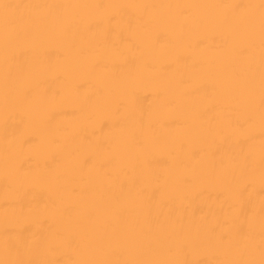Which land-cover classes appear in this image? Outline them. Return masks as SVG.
Returning a JSON list of instances; mask_svg holds the SVG:
<instances>
[{
  "label": "bare ground",
  "instance_id": "bare-ground-1",
  "mask_svg": "<svg viewBox=\"0 0 264 264\" xmlns=\"http://www.w3.org/2000/svg\"><path fill=\"white\" fill-rule=\"evenodd\" d=\"M0 264H264V0H0Z\"/></svg>",
  "mask_w": 264,
  "mask_h": 264
}]
</instances>
